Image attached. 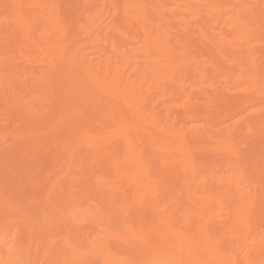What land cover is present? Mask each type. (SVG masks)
I'll return each mask as SVG.
<instances>
[{
	"label": "bare ground",
	"instance_id": "6f19581e",
	"mask_svg": "<svg viewBox=\"0 0 264 264\" xmlns=\"http://www.w3.org/2000/svg\"><path fill=\"white\" fill-rule=\"evenodd\" d=\"M0 264H264V0H0Z\"/></svg>",
	"mask_w": 264,
	"mask_h": 264
},
{
	"label": "rangeland",
	"instance_id": "374dc122",
	"mask_svg": "<svg viewBox=\"0 0 264 264\" xmlns=\"http://www.w3.org/2000/svg\"><path fill=\"white\" fill-rule=\"evenodd\" d=\"M11 168H14V167H11Z\"/></svg>",
	"mask_w": 264,
	"mask_h": 264
}]
</instances>
